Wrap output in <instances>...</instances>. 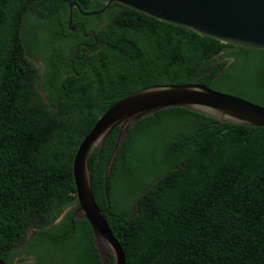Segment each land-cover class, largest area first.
Wrapping results in <instances>:
<instances>
[{"label":"trees","instance_id":"obj_1","mask_svg":"<svg viewBox=\"0 0 264 264\" xmlns=\"http://www.w3.org/2000/svg\"><path fill=\"white\" fill-rule=\"evenodd\" d=\"M71 3L86 13L104 9L93 0H0L5 264L30 254L36 264H103L88 221L75 220L73 231L69 215L45 228L78 205L76 152L119 101L149 87L199 84L264 107V51L226 45L118 4L83 19L107 23L96 30L98 46L89 55L76 61L75 50L70 58L54 55L58 34H68ZM25 28L32 31L27 41ZM39 57L44 73L33 60ZM166 120L185 122L181 138L160 155H146L140 147ZM117 135L115 129L99 162L98 152L90 156L89 169L96 204L126 264H264V128L220 124L181 108L141 121L114 163L109 209L103 179ZM119 168L129 172L120 182ZM31 228L40 231L27 242ZM107 264H114L112 256Z\"/></svg>","mask_w":264,"mask_h":264},{"label":"water","instance_id":"obj_2","mask_svg":"<svg viewBox=\"0 0 264 264\" xmlns=\"http://www.w3.org/2000/svg\"><path fill=\"white\" fill-rule=\"evenodd\" d=\"M93 1L103 4L104 9L86 16H98L111 5L118 4L226 45L264 51V0ZM75 7H78L75 3L69 4L70 11ZM174 108L204 115L220 124L264 128V107L199 84L149 87L109 108L82 141L73 161L78 209L72 221L89 222L94 246L103 264H107L110 256L114 264H126V258L107 222L105 212L96 204L89 169L90 156L98 152L99 162L106 141L118 129L116 144L105 167L103 179L105 197L111 209L108 192L110 177L129 131L141 121ZM0 264L5 263L0 259Z\"/></svg>","mask_w":264,"mask_h":264},{"label":"flooded vegetation","instance_id":"obj_3","mask_svg":"<svg viewBox=\"0 0 264 264\" xmlns=\"http://www.w3.org/2000/svg\"><path fill=\"white\" fill-rule=\"evenodd\" d=\"M77 5V4H76ZM78 6V5H77ZM111 7V6H110ZM109 7V8H110ZM108 8V9H109ZM106 11H104L102 14H105ZM74 10L76 11V14H74ZM102 11V10H101ZM100 11L94 12L98 13ZM91 13H86L83 12L80 7L78 6L77 8H73L71 11L69 9V25H68V34L67 33H60L58 34V37L56 39V42L52 46L53 48L51 51L54 55H57L58 57L61 58H70L72 50H75V54L73 57H71V61L73 59L76 60H82L83 56L89 55L90 52L96 49L98 46V42L96 41L95 35H96V30L101 29L106 26V22H99V24L96 25H91L89 23H86L83 19H87L93 16H86ZM73 20L75 22L73 23ZM97 26V27H96ZM82 55V56H80ZM74 65V63H73ZM78 209V205L74 206L70 213L66 214L64 217H60L58 220H56L51 226L45 228L46 230L50 229L51 227H54L56 225H59L63 223L66 219L69 218L70 215V222L72 225L73 231L75 230V221H72V217L76 210ZM39 229H29L27 233L28 240L29 242L37 232H39ZM23 247H21L22 249ZM19 256L14 259V264H22L21 258L23 257ZM30 259V262L27 264H36L37 259L35 258L34 255L30 254L27 256ZM26 262V261H25ZM24 262V263H25Z\"/></svg>","mask_w":264,"mask_h":264},{"label":"rangeland","instance_id":"obj_4","mask_svg":"<svg viewBox=\"0 0 264 264\" xmlns=\"http://www.w3.org/2000/svg\"><path fill=\"white\" fill-rule=\"evenodd\" d=\"M24 39L27 41V39L31 38L32 36V31L30 29H24V33H23ZM42 38H44L43 35H41ZM41 58V57H39ZM33 60L36 62L38 68L41 70V72H45L46 71V64L43 61V59H38V58H33ZM42 96L46 99L47 98V93L41 91ZM184 123L185 122H178V121H174V120H166L165 121V126L160 129V128H156L155 131H157V133L155 134L156 138H151L146 140L143 145L140 147V149L142 151H144V153L148 156H152L154 153L157 155H160L161 153L164 152L165 149H168L170 144H172L174 141L178 140L181 138V136H178V133L180 131V129L182 127H184ZM157 145V146H156ZM156 148V152H154L153 150ZM129 172L125 171L124 168H119L116 171V181L120 182L121 179H123L124 177H126L128 175ZM125 207L130 205L129 201L126 202V204H124ZM70 206L68 207L62 214L61 217H64L66 214L70 213L71 209L74 207ZM23 259H25V263L23 262L22 264H27L30 262V259L27 256H23Z\"/></svg>","mask_w":264,"mask_h":264}]
</instances>
